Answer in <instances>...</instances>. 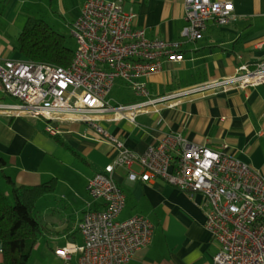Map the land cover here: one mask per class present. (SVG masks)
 I'll list each match as a JSON object with an SVG mask.
<instances>
[{
  "label": "built area",
  "instance_id": "2783aa9c",
  "mask_svg": "<svg viewBox=\"0 0 264 264\" xmlns=\"http://www.w3.org/2000/svg\"><path fill=\"white\" fill-rule=\"evenodd\" d=\"M234 11L231 0H185L182 38H200L209 21H238ZM136 17L135 10L125 9L124 0H85L72 23L77 47L67 67L20 57L0 60V89L15 99L0 101V115L43 119L52 135L61 132L55 121H86L117 151L111 163L89 178V194L101 207L84 212L83 243L59 247L56 253L64 264H120L152 241L155 225L148 217L120 218L126 195L113 173L125 167L132 181L161 178L203 196L205 226L218 245L215 264H264V175L259 170L225 146L213 149L180 134H169L137 153L97 123L101 114L136 121L140 114L175 105L186 95L264 84V60L253 67L243 64L223 78L154 96L145 78L165 63L182 61V42L149 37L135 24ZM118 79L143 99L113 103L110 94Z\"/></svg>",
  "mask_w": 264,
  "mask_h": 264
},
{
  "label": "crops",
  "instance_id": "0c3cea01",
  "mask_svg": "<svg viewBox=\"0 0 264 264\" xmlns=\"http://www.w3.org/2000/svg\"><path fill=\"white\" fill-rule=\"evenodd\" d=\"M231 1L238 21L226 25L209 21L202 36L190 41L181 34L185 0H131L135 24L145 28L149 37L182 42V61L165 63L145 78L154 96L223 78L243 64L253 67L264 60V0ZM17 10L18 0H0V22H17ZM15 52L0 30V60L18 58ZM0 96V101H7L1 89ZM142 99L133 92L121 103ZM98 118V124L137 153L169 134H180L213 149L225 146L264 175V84L186 95L175 105H158L140 114L136 121L112 120L109 114ZM53 125L61 132L49 133L43 119L0 115V159L4 161H0V186L6 183L12 198L8 177L17 185L55 179L54 191L40 199L48 198L42 223L54 238L56 251L82 242L78 239L84 212L101 207V201L89 194V178L111 163L117 151L89 122L64 119ZM132 168L140 170L138 164ZM113 176L126 195L120 216L143 214L155 225L152 241L120 264H215L218 245L205 226L200 193L191 195L161 178L132 181L125 167H117ZM2 259L0 241V264Z\"/></svg>",
  "mask_w": 264,
  "mask_h": 264
},
{
  "label": "trees",
  "instance_id": "16d2710c",
  "mask_svg": "<svg viewBox=\"0 0 264 264\" xmlns=\"http://www.w3.org/2000/svg\"><path fill=\"white\" fill-rule=\"evenodd\" d=\"M18 49L23 59L67 67L74 50L66 45L63 35L34 21L31 17L21 31ZM1 98V96H0ZM4 162L3 159H0ZM12 198L0 186L1 264H29L44 225L34 213L38 199L55 189V179L34 185H17L8 177Z\"/></svg>",
  "mask_w": 264,
  "mask_h": 264
},
{
  "label": "rangeland",
  "instance_id": "374dc122",
  "mask_svg": "<svg viewBox=\"0 0 264 264\" xmlns=\"http://www.w3.org/2000/svg\"><path fill=\"white\" fill-rule=\"evenodd\" d=\"M84 2L85 0H18L20 10L16 12L15 20L18 18L17 22L13 24L0 22V30L7 36L16 51L15 54H18L20 58H23V55L19 52L17 39L30 17L34 21L46 25L63 35L66 40V45L75 50L77 42L72 34V23L78 17ZM133 5L135 4L131 0H125L126 10H130ZM122 82L126 84L123 80L118 79L110 94V98L114 103H121V100L128 98L129 94H133L131 87L124 86ZM6 100L13 101L15 99L6 96ZM6 186L7 184L2 182L1 187L4 192L11 195ZM47 200L48 198H39L36 209L34 210V213L37 214L41 222L44 220V201ZM123 217L125 216H120L121 219ZM43 231L32 251L29 264H61V260L57 257L58 254L54 250V238L50 237L46 230ZM78 241H82L80 244L83 243L82 235Z\"/></svg>",
  "mask_w": 264,
  "mask_h": 264
}]
</instances>
